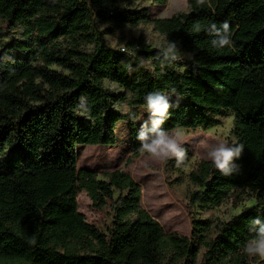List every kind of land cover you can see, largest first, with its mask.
<instances>
[{
    "label": "trees",
    "instance_id": "trees-1",
    "mask_svg": "<svg viewBox=\"0 0 264 264\" xmlns=\"http://www.w3.org/2000/svg\"><path fill=\"white\" fill-rule=\"evenodd\" d=\"M147 1L168 2L0 0V264L258 262L242 248L253 235L248 222L264 216V0H188L187 11L164 18H151L140 5ZM223 21L235 46L218 51L208 26ZM149 24L191 55L174 62L182 71L162 72L159 48L144 37L122 48L108 42L126 27ZM134 49L136 57L129 55ZM140 57L151 66L139 67ZM106 81L125 92H113ZM157 90L179 102L165 129L208 130L218 116L233 113L235 138L245 145L232 176L221 175L209 160L189 172L196 187L191 206L212 210L234 191H255V207L215 225L191 215L190 236L166 233L142 206L141 186L130 174L116 170L99 179L97 172L78 168L77 147L115 146L122 122L131 138L130 160L139 157L135 109ZM118 104L134 110L120 111ZM184 146L182 163L165 161L167 173L183 172L192 157ZM80 190L97 208L111 207L107 229L80 211Z\"/></svg>",
    "mask_w": 264,
    "mask_h": 264
},
{
    "label": "rangeland",
    "instance_id": "rangeland-1",
    "mask_svg": "<svg viewBox=\"0 0 264 264\" xmlns=\"http://www.w3.org/2000/svg\"><path fill=\"white\" fill-rule=\"evenodd\" d=\"M140 5L149 9L151 18L171 17L178 12L188 10V0H168L163 5L147 1L141 2ZM16 35L20 36L19 30ZM139 37H144L153 48H158L157 45L164 40V36L150 24L141 25L138 28L126 27L123 31L109 35L107 39L111 46L122 48L127 41ZM179 52L181 59L175 62L192 59L191 55L180 50ZM106 85L113 92H125L123 88L113 82L106 81ZM123 106H127L131 111L134 110L127 104H118L117 108L122 111ZM135 111L138 115V124L141 126L148 120L147 109L142 106L136 108ZM217 119V124L208 130L182 128L184 145L190 148L192 157L181 173H173L170 170L167 173L164 167L165 160L152 158L145 152L131 161V138L127 125L123 122L119 124L118 143L115 146L79 145L77 147L78 168L97 172L99 179H106L107 173L116 170L130 174L141 186L142 206L161 223L164 231L190 236L193 229L191 215H195L198 219L208 220L215 225L229 221L245 209L255 207L259 203L255 191H234L216 209L203 211L191 206L189 194L196 187L189 180V172L199 161L209 160L207 152L214 144L236 139L234 134L235 115L225 113L218 116ZM78 203L80 211L86 215L88 222L96 224L102 229H107L111 225L112 213L109 205L97 208L85 190L79 191ZM192 212L193 214H191ZM256 264H264V258L258 257Z\"/></svg>",
    "mask_w": 264,
    "mask_h": 264
},
{
    "label": "clouds",
    "instance_id": "clouds-1",
    "mask_svg": "<svg viewBox=\"0 0 264 264\" xmlns=\"http://www.w3.org/2000/svg\"><path fill=\"white\" fill-rule=\"evenodd\" d=\"M199 32L200 26L196 29ZM208 31L215 35L212 40V48L218 51L232 49L235 46L233 33L228 21L219 23L212 22L208 26ZM159 52L157 60L160 70L163 72L167 68L182 71L180 64L174 62L181 59L179 49L176 42L169 38L157 45ZM138 50H132L129 55L136 57ZM139 67H150L152 62L143 57L138 58ZM131 68V63L125 65ZM175 89L171 93H175ZM171 93L163 91L148 92L145 97V107L148 112V120H146L136 136L140 141L141 150L152 158H159L165 161L175 158L177 163H182L186 157L187 149L184 146V131L177 127L171 130L162 127L170 115V109L178 107L179 102L172 101ZM123 112H131L127 106L121 108ZM133 118H135L133 116ZM150 122V127H149ZM245 145L236 139L231 141H221L214 144L207 152V158L212 162L214 167L219 170L220 174L229 177L238 171V165L235 163L240 158ZM249 231L253 235L244 242L242 252L250 257L264 258V216L257 215L249 222Z\"/></svg>",
    "mask_w": 264,
    "mask_h": 264
},
{
    "label": "built area",
    "instance_id": "built-area-1",
    "mask_svg": "<svg viewBox=\"0 0 264 264\" xmlns=\"http://www.w3.org/2000/svg\"><path fill=\"white\" fill-rule=\"evenodd\" d=\"M124 49V48H123Z\"/></svg>",
    "mask_w": 264,
    "mask_h": 264
}]
</instances>
